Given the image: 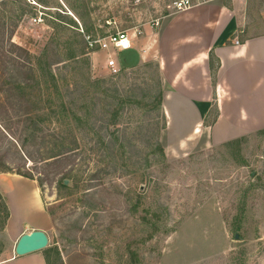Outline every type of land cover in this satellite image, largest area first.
<instances>
[{
	"label": "rangeland",
	"instance_id": "obj_1",
	"mask_svg": "<svg viewBox=\"0 0 264 264\" xmlns=\"http://www.w3.org/2000/svg\"><path fill=\"white\" fill-rule=\"evenodd\" d=\"M26 1V15L22 0L0 1V26L14 28L12 41L31 55L47 53L79 143L65 168L75 182L64 191L44 180L53 167L39 164L23 123L14 137L33 162L0 136L9 166L42 183L50 264H264V130L184 151L162 139L156 51L170 0ZM116 31H127L133 47L118 54L122 71L112 76L86 36ZM137 50L147 53L141 65ZM44 127L63 140L59 123ZM7 213L0 188V260L20 237L4 232Z\"/></svg>",
	"mask_w": 264,
	"mask_h": 264
},
{
	"label": "crops",
	"instance_id": "obj_2",
	"mask_svg": "<svg viewBox=\"0 0 264 264\" xmlns=\"http://www.w3.org/2000/svg\"><path fill=\"white\" fill-rule=\"evenodd\" d=\"M137 52L141 65L147 53ZM156 52L164 144L207 148L264 130V0H220L171 14ZM0 188L9 212L4 232L47 234L51 219L35 180L0 173ZM0 264L47 262L42 251L13 252Z\"/></svg>",
	"mask_w": 264,
	"mask_h": 264
},
{
	"label": "trees",
	"instance_id": "obj_3",
	"mask_svg": "<svg viewBox=\"0 0 264 264\" xmlns=\"http://www.w3.org/2000/svg\"><path fill=\"white\" fill-rule=\"evenodd\" d=\"M22 2L26 6L23 14H30L31 10L28 8L30 4L26 0ZM14 31V28L0 26V34L4 35L3 40L0 39V136L2 135V140L6 139L12 147L16 146L26 161L33 162L34 157H29L25 152L26 143L21 145L14 137V130L19 126L15 124L23 123L24 132H29V136L37 145L39 164L53 167L46 173L44 180L47 182L54 180L58 189L71 190V183L75 182V177L73 170L65 172V168L74 164L72 155L74 156L79 149L76 131L70 126L69 117L68 119L66 117L73 111L63 98H58L54 94V88L58 91V87L56 76L48 63L47 53L44 51L36 57L31 55L29 51L12 41ZM75 58L71 57L69 60L75 61ZM71 115L73 121H80L75 114ZM65 120H68V124L64 128L65 125H62ZM51 122L59 123L60 131H65L60 135L63 140L58 139L55 133H48L44 125ZM7 154L8 151L0 153V173L17 174L35 180L29 170L15 172L5 161ZM52 174L55 179H51ZM38 187L41 189L42 183H39ZM61 193L58 195L61 196ZM152 216L157 219L160 217L157 213ZM151 236L153 233L149 238ZM45 259L47 264H50L49 258Z\"/></svg>",
	"mask_w": 264,
	"mask_h": 264
},
{
	"label": "built area",
	"instance_id": "obj_4",
	"mask_svg": "<svg viewBox=\"0 0 264 264\" xmlns=\"http://www.w3.org/2000/svg\"><path fill=\"white\" fill-rule=\"evenodd\" d=\"M215 1L220 0H170L168 9L171 14H175ZM86 41L89 50H98L106 54L105 68L112 76L120 74L122 69L118 63V54L130 50L133 44L127 31H116L102 37H91L88 35L86 36ZM234 43L237 46L240 45L238 39Z\"/></svg>",
	"mask_w": 264,
	"mask_h": 264
},
{
	"label": "water",
	"instance_id": "obj_5",
	"mask_svg": "<svg viewBox=\"0 0 264 264\" xmlns=\"http://www.w3.org/2000/svg\"><path fill=\"white\" fill-rule=\"evenodd\" d=\"M238 239V237H236ZM49 239L45 232L35 230L21 235L18 239L14 252L17 256H24L37 251H42L48 247Z\"/></svg>",
	"mask_w": 264,
	"mask_h": 264
}]
</instances>
